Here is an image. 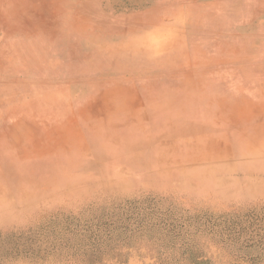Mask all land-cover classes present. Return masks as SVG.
I'll use <instances>...</instances> for the list:
<instances>
[{
	"label": "rangeland",
	"instance_id": "rangeland-1",
	"mask_svg": "<svg viewBox=\"0 0 264 264\" xmlns=\"http://www.w3.org/2000/svg\"><path fill=\"white\" fill-rule=\"evenodd\" d=\"M263 135L264 0H0V264H264Z\"/></svg>",
	"mask_w": 264,
	"mask_h": 264
},
{
	"label": "bare ground",
	"instance_id": "bare-ground-1",
	"mask_svg": "<svg viewBox=\"0 0 264 264\" xmlns=\"http://www.w3.org/2000/svg\"><path fill=\"white\" fill-rule=\"evenodd\" d=\"M10 6H11V12L7 16H12L13 19L14 18L20 19L22 17L27 18V14L24 15L23 10H21L22 5L10 4ZM242 11H244V6H238L235 9H229L228 8L227 10L224 11L223 16H225L226 19L228 20V24H231L232 22L230 19L232 18L233 14H235V12H237L238 15L240 16L243 13ZM185 97H187V94H185ZM194 98L195 99H193V103H195V105H196L197 98L196 97H194ZM209 99H210V97L203 96L199 100L204 101V102H209L210 101ZM154 100L155 99H152L151 101H148L147 104L144 105L147 110L154 108V102H155ZM188 103L190 106H192V104H193V103L191 104L190 102H188ZM186 104H187V102H186ZM203 106H204V103H203ZM203 106H201V107H203ZM180 108L182 109V110H180L182 112L186 110L185 106L180 107ZM205 110L207 111L210 109L207 107V109H205ZM210 112H213V111H210ZM210 112H208V113H210ZM139 114H141V113H139V108L136 109V107H134L133 104H129L127 107H123V108L117 107L112 112H106L104 115H102L97 120L92 122L91 126L88 127L87 130L91 133L92 136H94L96 138H98V136H99L101 138V140L103 141L108 137V133L115 132L116 134H118V132H120L121 130H125L126 128H134L135 126H138L139 124H141L138 121L139 117H141ZM218 114H220V113H218ZM223 115H229V113H226ZM213 129H215V128H213ZM111 135H114V134H111ZM117 138H119V137L117 136ZM263 139H264V135L260 139H258L257 142L260 141L259 143L264 145V141H261Z\"/></svg>",
	"mask_w": 264,
	"mask_h": 264
}]
</instances>
